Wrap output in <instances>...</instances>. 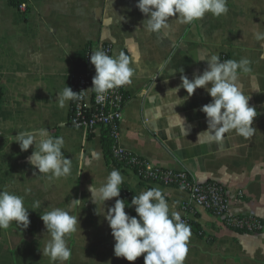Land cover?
I'll list each match as a JSON object with an SVG mask.
<instances>
[{"label":"crops","instance_id":"obj_1","mask_svg":"<svg viewBox=\"0 0 264 264\" xmlns=\"http://www.w3.org/2000/svg\"><path fill=\"white\" fill-rule=\"evenodd\" d=\"M136 4L137 0H31L23 13L10 0H0V82L4 87L0 190L22 196L31 221L27 228L12 222L8 229H0V264H52L43 256L42 248L50 237L41 214L56 207L68 209L73 198L82 202L71 210L79 223L66 237L71 257L64 264H144L143 255L128 261L114 254L115 240L103 214L117 198L99 206L90 199L88 187L99 186L113 169L120 171L122 184L134 195L159 188L170 211L190 219L184 264H264V232L250 234L227 228L202 207L186 211V191L145 183L135 171L111 166L101 131L89 136L71 126L72 100L64 108L56 102L59 91L68 86L73 90L72 75L77 62L86 58L88 44L95 50L101 42L110 43L114 55L124 51L132 56L135 49L140 58L133 63L134 75L126 85L129 98L120 145L154 165L186 169L200 182L222 184L229 194L232 214H251L264 220V41L253 35L254 31L264 32V0H227L225 15L208 13L192 24L171 20V28L159 33L142 28L147 17ZM207 54H215L221 61L247 58L251 62L252 72L242 74L239 81L257 112L250 139L232 131L220 145L198 141L207 128L206 114L200 108L212 100L204 88H197L184 104L176 105L173 110L177 114L172 111L176 99L172 88L181 84V75L193 79L194 73L202 74L207 62L198 60ZM254 86L262 92L253 91ZM178 96H187L186 90L181 88ZM178 114L185 118L186 136L170 124L180 119ZM40 128L63 136L64 155L72 159L71 175L50 179L39 174L28 162L35 145L21 151L14 141L19 131ZM81 151L88 155L96 151L100 157L90 167L81 168ZM240 191L244 195L238 199ZM119 198L125 200L122 193ZM37 202L39 207L33 209ZM125 211L137 215L127 206ZM194 221L199 232L192 227Z\"/></svg>","mask_w":264,"mask_h":264},{"label":"clouds","instance_id":"obj_2","mask_svg":"<svg viewBox=\"0 0 264 264\" xmlns=\"http://www.w3.org/2000/svg\"><path fill=\"white\" fill-rule=\"evenodd\" d=\"M136 7L147 17L142 28L148 33L170 29L171 20L180 24H192L208 13L220 17L229 10L227 0H137ZM107 23H111V20ZM253 35L256 40L264 41V32L254 31ZM139 58L140 54L135 49L132 56L124 51L109 55L103 49L94 50L90 56V62L95 66L91 89L98 96H102L110 90L130 84L135 71L132 65ZM198 61H206L207 68L202 74L194 73L193 79L181 75V84L172 88L176 98L172 111L176 113L174 107L184 104L197 88H204L212 100L200 108L206 114L207 128L199 134L198 141L220 145L225 142L226 134L232 131L250 139L255 132L252 124L257 112L249 105L250 97L244 94L239 81L242 74L252 72L251 62L247 58L221 61L215 54L201 55ZM163 68L164 65H161V71ZM179 72L183 73L184 69L181 68ZM181 88L187 92V96L183 98L178 96ZM253 91L261 90L254 86ZM77 94L71 87H65L59 91L56 102L60 108H64L68 101L78 98ZM178 116L180 119L174 124L170 121V124L179 127L186 136L189 129L186 127L185 118L179 114ZM14 137L21 151H27L35 145L28 162L38 169L39 174L47 175L50 179L71 175L72 159L64 155L63 136H53L47 128H40L19 131ZM99 157L100 154L96 151H91L90 155L81 151L79 165L81 168L90 167ZM122 183V174L113 169L99 186L92 184L88 187L90 199L97 206L117 198L114 206L103 214L115 240V256L136 261L143 255L144 264H184L191 231L179 213L170 211L165 193L153 187L135 195L131 206H135L137 215L132 216L125 211V200L119 198ZM30 191L26 189V192ZM81 202L82 200L73 198L68 209L56 207L41 214L46 233L50 237L42 248L43 256H47L52 264H64L71 257L66 237L77 230L78 217L72 215L71 210ZM36 207H39L38 202L33 205V209ZM28 209L22 196L0 190V229H8L12 222L27 228L31 223Z\"/></svg>","mask_w":264,"mask_h":264},{"label":"built area","instance_id":"obj_3","mask_svg":"<svg viewBox=\"0 0 264 264\" xmlns=\"http://www.w3.org/2000/svg\"><path fill=\"white\" fill-rule=\"evenodd\" d=\"M14 5L19 11H28L31 0H15ZM96 49H103L109 55H114L113 46L107 42H101ZM95 49V50H96ZM92 50L91 52H93ZM91 52L86 55L88 60L87 71H77L72 75L73 91L78 98L74 100L70 125L85 131L96 132L107 129L114 140V153L124 162L121 168L135 171L145 183H160L166 186L182 189L189 194V201L184 206L186 211H194V208L202 207L214 214L224 226L237 232L250 234L264 232V220L251 214H232L230 212V197L225 187L216 182H200L194 174L186 169H172L157 166L141 157L132 150L122 147L119 143L120 128L123 120L124 109L128 95L126 85L110 90L106 95L98 96L91 89L95 66L90 62ZM4 94L3 84L0 82V108ZM243 192L237 194V198L243 197ZM190 223L188 217L182 218Z\"/></svg>","mask_w":264,"mask_h":264},{"label":"trees","instance_id":"obj_4","mask_svg":"<svg viewBox=\"0 0 264 264\" xmlns=\"http://www.w3.org/2000/svg\"><path fill=\"white\" fill-rule=\"evenodd\" d=\"M10 2L15 5L16 1L15 0H10ZM87 54L92 51V44H88L86 47ZM88 69V60L85 58L82 61L77 62L76 64V70L77 71H87ZM75 100V99H74ZM74 100H72L71 103V111H70V116L72 114V107ZM128 102V100H127ZM70 124V121H69ZM94 132H89V136H93ZM102 142H103V148H104V153L106 160L111 166L121 168L124 164L122 160H120L114 153V140L109 134V131L107 129L102 130ZM121 193L123 194V197L125 198L126 205L128 208H131L133 213H135V206H131V200L135 196L134 193L130 192L123 184L121 185ZM192 227L199 232L200 228L198 224L194 221L192 222Z\"/></svg>","mask_w":264,"mask_h":264}]
</instances>
